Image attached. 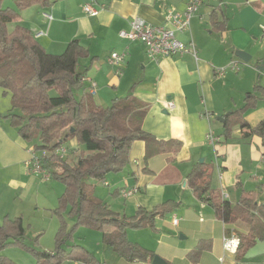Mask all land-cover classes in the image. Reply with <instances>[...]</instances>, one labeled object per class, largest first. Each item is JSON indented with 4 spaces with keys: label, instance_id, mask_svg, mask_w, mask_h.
I'll use <instances>...</instances> for the list:
<instances>
[{
    "label": "crops",
    "instance_id": "1",
    "mask_svg": "<svg viewBox=\"0 0 264 264\" xmlns=\"http://www.w3.org/2000/svg\"><path fill=\"white\" fill-rule=\"evenodd\" d=\"M51 1L49 6L24 10L19 23L50 54H62L71 41L79 40L87 50L79 61L86 79L83 90L88 93L91 82L95 83L93 98L101 106L133 94L150 105L144 131L160 141L182 143L173 158L160 154L145 161L146 145L136 141L127 168L106 176L104 186L123 204L116 199L106 203L111 209L115 204L120 216H134L140 209L152 211L167 202L175 205L171 213L157 218L155 227L128 230V239L167 264H264V241H258L242 259L225 250V224L210 205L194 196L187 182L195 165L206 162L212 165V187L232 204L243 191L260 190L259 199L264 202L263 141L260 137L242 139V126L226 138L224 117L236 112L241 123L251 127L264 120V91L258 88H264V0H203L190 28L177 33L184 44L194 43L197 59L183 54L157 62L148 58L144 45L120 38V32L129 30L134 18L164 26L167 12H184L190 0H95L100 12L93 18L83 10L93 0ZM238 51L250 56L247 63L236 56ZM113 53H124V61L111 65L108 60ZM231 62H237L240 70L218 76L217 70ZM248 94L255 97L249 99ZM7 114L0 109L4 141L0 173L17 167L30 177L25 141ZM209 132L215 144L207 140ZM7 182V190L23 201L27 183L14 177ZM124 188H137L138 193L124 199L120 195ZM95 195L102 198L101 192ZM174 217L179 219L177 226ZM207 240L208 248L191 261L189 254ZM100 255L95 256L105 264H153V260L127 261L106 245Z\"/></svg>",
    "mask_w": 264,
    "mask_h": 264
},
{
    "label": "trees",
    "instance_id": "2",
    "mask_svg": "<svg viewBox=\"0 0 264 264\" xmlns=\"http://www.w3.org/2000/svg\"><path fill=\"white\" fill-rule=\"evenodd\" d=\"M15 2L18 10L4 9L0 0V87L11 93L12 104L7 117L24 141L38 139V148L48 153L49 159L45 160L43 168L65 185L61 205L71 206L75 227L86 226L100 231L102 243L127 261L153 260L151 252L128 239V230L155 227L157 218L171 213L175 205L167 202L152 211L140 209L134 216H120L95 195V185L90 180L104 181L108 173L124 171L136 141L146 145L145 161L160 154L173 158L182 143L160 141L145 132L143 122L150 105L133 94L114 99L108 107L98 105L90 92L83 90L86 79L79 61L87 55V50L81 42L73 40L62 54H50L33 33L19 23L22 11L32 6L46 7L52 1ZM74 89L84 91L80 100ZM253 97L248 94L249 99ZM224 117L226 138L234 128L242 126V139L260 137L264 144V120L251 127L242 124L236 112ZM68 140L78 144V148H72V154L79 153L75 162L56 155ZM187 182L194 196L210 205L215 217L225 224L226 235L240 240L236 252L238 259L258 241H264V202L259 199L260 190L243 191L239 201L232 204L212 187V165L206 162L195 165ZM24 234L21 219L6 217L0 226V252L22 243ZM66 239L60 231L53 253L32 249L36 264H62L68 260L105 264L82 246L66 245ZM208 244L210 240L201 241L189 254L190 260L197 261ZM1 264L11 263L1 259Z\"/></svg>",
    "mask_w": 264,
    "mask_h": 264
},
{
    "label": "rangeland",
    "instance_id": "3",
    "mask_svg": "<svg viewBox=\"0 0 264 264\" xmlns=\"http://www.w3.org/2000/svg\"><path fill=\"white\" fill-rule=\"evenodd\" d=\"M2 6L4 9L18 10L15 0H2ZM79 68L81 69V63ZM74 92L76 98L80 100L83 96L82 89H74ZM0 109L6 110L8 113L12 109L11 93H6L1 87ZM3 142V137L0 136V148H4ZM25 144V166L30 177H27L17 167L0 173V188L2 189V193H0V226L3 225L6 217L11 220L19 218L25 231L22 243L8 246L0 252V264L1 259L11 264H36V258L31 250L48 253L55 252L57 249L56 237L60 231L67 237L66 245L82 246L100 257V249L104 246L101 239L102 233L91 227H75L76 218L70 214L71 206L62 207L61 205V198L66 191L65 185L55 179L52 174H49L46 169L41 170L37 166L38 160L44 158V164L45 160L49 159V155L46 151L38 148L40 145L38 139L25 141ZM62 148L67 149L64 159L69 160V162L77 160L79 153L72 154V148H78L77 143L74 142L73 146L72 141L68 140L62 145ZM11 177L27 183L28 189L21 196L23 201L16 197L18 194L16 195L7 190V181ZM104 181L90 180L93 185H96L94 193L101 192L102 198L100 199L105 201V203L109 201V203L115 202L116 199L118 204L122 205L121 199L113 193V190L104 186ZM112 210L117 211L115 204H112ZM168 218L170 217L167 216L166 219ZM62 264L81 263L68 260Z\"/></svg>",
    "mask_w": 264,
    "mask_h": 264
},
{
    "label": "built area",
    "instance_id": "4",
    "mask_svg": "<svg viewBox=\"0 0 264 264\" xmlns=\"http://www.w3.org/2000/svg\"><path fill=\"white\" fill-rule=\"evenodd\" d=\"M203 0H190L186 10L184 12H178L171 9L166 14V25L155 26L147 23L140 18H134L130 22V29L121 31L119 36L122 39L131 42H140L145 47L146 55L152 61H159L162 58L173 57L175 55L191 54L197 59L196 48L193 42L189 44H184L177 38V33H183L190 28L191 20L193 16L198 12ZM98 4L95 0L86 3L83 6L84 12L89 17H97L99 14V9L96 7ZM264 34V25L261 26ZM125 54L113 53L108 60V62L117 66L124 61ZM227 70L239 71V64L237 62H231L226 67L217 70L218 76H223ZM89 92L92 96L96 93V84L91 82ZM169 107H174L173 103L169 104ZM207 140L215 144L216 138L212 132H209L206 136ZM67 150L60 148L56 151L61 158ZM48 154V153H47ZM46 156V155H45ZM44 156V157H45ZM43 160H38L37 166L42 170ZM138 193L137 188H124L120 191V195L124 199H128ZM222 197L227 199L228 196L222 193ZM179 219L173 218V225L177 226ZM240 240L236 236H225L224 237V248L227 252L236 254Z\"/></svg>",
    "mask_w": 264,
    "mask_h": 264
},
{
    "label": "water",
    "instance_id": "5",
    "mask_svg": "<svg viewBox=\"0 0 264 264\" xmlns=\"http://www.w3.org/2000/svg\"><path fill=\"white\" fill-rule=\"evenodd\" d=\"M236 56L238 58H240L241 60H243L244 62H248L249 59H250V56H248L247 53L245 52H242V51H238L236 53ZM221 122H223V119H219ZM153 264H167L165 260H163L161 257L159 256H155L154 259H153Z\"/></svg>",
    "mask_w": 264,
    "mask_h": 264
}]
</instances>
